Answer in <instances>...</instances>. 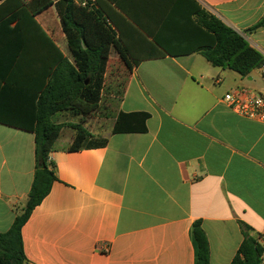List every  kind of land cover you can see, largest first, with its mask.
<instances>
[{"label": "crops", "instance_id": "1", "mask_svg": "<svg viewBox=\"0 0 264 264\" xmlns=\"http://www.w3.org/2000/svg\"><path fill=\"white\" fill-rule=\"evenodd\" d=\"M105 1L150 41L174 52L193 45L186 9L174 6L179 0ZM194 1L264 56V27L250 30L264 17V0ZM26 3L0 1V233L10 230L33 185L39 96L70 58L55 7L34 17ZM112 57L120 60L115 50ZM239 88L264 92L263 71L243 77L198 52L166 55L134 66L116 106L94 126L85 119L96 138L108 140L105 147L70 151L71 125L81 115L68 114L79 121L62 123L49 155L57 180L22 229L26 264H195L196 221L210 264H231L241 223L264 242V123L224 102ZM120 112L148 113L147 131L113 133Z\"/></svg>", "mask_w": 264, "mask_h": 264}, {"label": "trees", "instance_id": "2", "mask_svg": "<svg viewBox=\"0 0 264 264\" xmlns=\"http://www.w3.org/2000/svg\"><path fill=\"white\" fill-rule=\"evenodd\" d=\"M104 1L27 0V8L34 17L52 6L55 7L67 39L70 58H63L58 63L39 96L35 126L34 181L26 205L16 216L12 227L8 232L0 233V264H26L23 226L57 180L54 169L50 168L49 155L65 124L55 122L54 116L63 112L82 116L80 123L71 125L75 135L70 151L107 145V139L96 138L83 124L84 117L100 108L112 50L117 52L128 72L144 60L193 52L200 53L212 66L228 68L243 77L261 68L264 63L263 54L252 47L242 34L194 0H179L174 4L177 8L186 9V20L193 28V45L177 52L162 45L159 40L150 41L147 34L149 32L137 29L105 1L122 20L124 27L116 23L105 8ZM262 27L264 17L250 30ZM149 117L148 113L143 112H120L113 133H145ZM241 227L243 241L231 264H263L262 235L244 223H241ZM191 234L196 250L195 264H210L208 238L201 221L193 224Z\"/></svg>", "mask_w": 264, "mask_h": 264}, {"label": "rangeland", "instance_id": "3", "mask_svg": "<svg viewBox=\"0 0 264 264\" xmlns=\"http://www.w3.org/2000/svg\"><path fill=\"white\" fill-rule=\"evenodd\" d=\"M108 65L109 68L106 71L105 86L102 92L100 108L92 115L84 117L91 126H94L96 124L97 117H102L110 110V107L116 106L117 102L120 100L122 91L127 81L128 70L121 60L112 57ZM68 114L71 113H59L54 116L53 120L61 124L66 121H79L78 118H71V116H69ZM80 118H82V116ZM63 139L64 138H60V141H58V143H62ZM25 205L22 207V209L25 207Z\"/></svg>", "mask_w": 264, "mask_h": 264}, {"label": "built area", "instance_id": "4", "mask_svg": "<svg viewBox=\"0 0 264 264\" xmlns=\"http://www.w3.org/2000/svg\"><path fill=\"white\" fill-rule=\"evenodd\" d=\"M260 69L264 74V63ZM223 100L236 114L264 123V92L239 88L226 93Z\"/></svg>", "mask_w": 264, "mask_h": 264}]
</instances>
